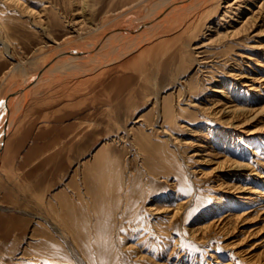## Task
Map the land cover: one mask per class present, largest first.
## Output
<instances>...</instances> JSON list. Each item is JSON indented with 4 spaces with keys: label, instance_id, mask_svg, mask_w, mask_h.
I'll return each mask as SVG.
<instances>
[{
    "label": "rangeland",
    "instance_id": "1",
    "mask_svg": "<svg viewBox=\"0 0 264 264\" xmlns=\"http://www.w3.org/2000/svg\"><path fill=\"white\" fill-rule=\"evenodd\" d=\"M221 3L85 75L59 61L25 102L6 96L58 44L94 39L143 5L0 0V132L13 112L0 156V264H264V12L244 31L240 17L216 24ZM106 140L111 172L88 178Z\"/></svg>",
    "mask_w": 264,
    "mask_h": 264
},
{
    "label": "bare ground",
    "instance_id": "2",
    "mask_svg": "<svg viewBox=\"0 0 264 264\" xmlns=\"http://www.w3.org/2000/svg\"><path fill=\"white\" fill-rule=\"evenodd\" d=\"M15 1L20 5L25 4V0H12V1L9 0V2H15ZM225 1L227 2V4L226 6H223L225 7L223 9V14L219 16L216 24L218 23L220 24L221 20L226 21L228 17H229V20H231L236 16V19L239 17L241 18V20H239L241 23L240 26L242 27L241 29H243L244 31H247V28H250L252 24L255 23L258 18L260 19L262 18V15H260L262 14V12H264V3L263 2L260 3V1L262 0H225ZM133 2L136 4L142 3L143 10H141L137 15L134 14L131 18L129 17V19L123 20V22L120 21V23H118L117 25L114 23L115 26L110 28L108 31L103 32L101 35L99 34L100 36L96 38H94L95 37L94 36L93 37L94 39H91L89 41L86 39L83 42L76 44V45L58 44L56 48H54V50L50 52L49 56L46 58L44 63L34 73L30 74L25 79V81L22 82V84L19 85L13 92H10L9 94H7L6 97L11 98L12 96L16 94L18 96L22 95L23 100L26 102L27 94L30 88L36 85V83L39 81V78L42 76V74L47 73L54 66L56 67L59 61L65 62L68 68L71 70V72H75L76 74L79 73V75H85L89 71L93 70L94 68L99 67L104 62H106V60H103L105 58H107L108 60H112L117 57H123L129 54L132 50H138L142 46L143 43H146V41L153 43L155 40L163 38L169 33H173V32L180 33L186 30L190 26L191 23H193L194 21H197L198 19L207 17L208 13H210L212 10L214 11V9H217L221 4H223L221 3L222 0H133ZM252 6L259 7L258 12L254 11ZM245 10H247L248 12L251 11L252 14L247 16L245 19H242L244 18ZM123 11H121V13ZM255 12L258 14H254ZM121 15H125L126 17L125 12L124 14H121ZM235 31H237V33L235 34H239L238 33L239 29H236ZM191 35H193V33ZM88 57H94L96 61L89 62L91 60L88 61L87 60ZM8 100L9 99H7L6 102ZM4 103L5 102H3L1 106H3ZM0 108L2 109V107ZM163 110H164L165 118L167 120H170L172 118L170 116L172 109H171V106L168 104V102L164 104ZM225 110L228 111V109H225ZM237 111H240L239 108ZM12 114L13 112L9 114L10 117L8 118V120H6V122L4 123V127L2 128L0 132V156L2 155L3 147L5 146L7 133L9 129L11 128L10 119L12 118ZM105 143H107V140L104 141V144ZM110 150H111V147L105 144V146L103 147L100 146L97 152L94 153V155H92L93 159L91 158V161L88 163L85 169V175L88 176V178L91 175V173H95L96 177L97 176L101 177V174L106 173V171L107 173L110 174L111 172L110 166H109L110 169L108 168V170H105V168L108 167L106 165L109 164V162H111L110 160H107L108 154H109L108 151ZM128 183L129 181L127 182V184H125L126 186L125 202L126 203L131 202L130 200L133 199V196L136 194L133 188L127 187ZM103 184L105 183H103L101 180H98V185H97L98 187L96 191L99 195L105 192L106 187L103 188L102 186ZM114 184L115 185L113 187V190H115L117 183L115 182ZM259 188L260 187H258V189ZM181 202L183 203V199L182 201H180V203ZM179 208L180 207L178 205L177 209L175 210H179ZM104 220L105 219L103 218L98 221V229L95 230L96 239H98V233H100L99 240H102L103 238L105 239L106 237L105 230L102 229L103 226L106 225L104 223ZM78 237L85 238L83 234H79Z\"/></svg>",
    "mask_w": 264,
    "mask_h": 264
},
{
    "label": "crops",
    "instance_id": "3",
    "mask_svg": "<svg viewBox=\"0 0 264 264\" xmlns=\"http://www.w3.org/2000/svg\"><path fill=\"white\" fill-rule=\"evenodd\" d=\"M3 148H5V146Z\"/></svg>",
    "mask_w": 264,
    "mask_h": 264
}]
</instances>
